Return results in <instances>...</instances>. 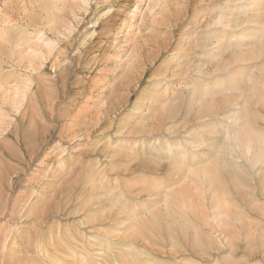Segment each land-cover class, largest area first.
<instances>
[{"label": "rangeland", "instance_id": "rangeland-1", "mask_svg": "<svg viewBox=\"0 0 264 264\" xmlns=\"http://www.w3.org/2000/svg\"><path fill=\"white\" fill-rule=\"evenodd\" d=\"M263 1L0 0V264H264Z\"/></svg>", "mask_w": 264, "mask_h": 264}, {"label": "bare ground", "instance_id": "bare-ground-1", "mask_svg": "<svg viewBox=\"0 0 264 264\" xmlns=\"http://www.w3.org/2000/svg\"><path fill=\"white\" fill-rule=\"evenodd\" d=\"M253 1V0H252ZM262 4V6H264V1L261 3ZM242 5V4H241ZM240 6V5H239ZM247 7H249V6H247V5H245L244 6V8H247ZM255 4L254 5H252V8L250 9L251 10V12H252V14H253V11H255ZM252 17H254V16H252ZM252 17H246V18H244L243 20H227V21H225L226 22V26H228L229 28H230V31H228V32H224L223 33V37L226 35V36H229V37H231V38H233V37H243V36H245V35H238V32L236 31V28L237 27H239L240 26V24H241V22L243 23V24H248L247 22H253L251 19H252ZM255 20V19H254ZM221 21V20H220ZM220 21H218V22H220ZM220 23H222V22H220ZM220 23H218V24H220ZM228 23V24H227ZM225 24V23H224ZM240 29V28H239ZM249 30V29H248ZM251 31V30H250ZM251 32H253V31H251ZM255 32V31H254ZM253 32V33H254ZM247 36V35H246ZM247 37H254V35H252V33H250V35L249 36H247ZM221 39H222V37H221ZM228 39V38H227ZM223 40V39H222ZM223 42H224V40H223ZM236 43H238L237 42V40H235V41H233V42H231V44H232V46L234 45H236ZM223 44V43H222ZM259 52V51H258ZM263 53V52H262ZM218 54V53H217ZM231 55L232 56H234L233 58H237V56L238 55H236V52L234 51V53L232 52L231 53ZM218 69V68H217ZM243 127H245V126H243ZM249 128V127H248ZM244 130L245 129H243V133H242V135H238V134H235V136H232V138H231V140H233V142L235 141L237 144H239V143H241L242 144V146L244 145V148H245V150H246V153H252V156H253V158H257V160H259L261 157H262V154H261V149H260V147H259V145H263L264 146V137L263 136H260L259 138H254L253 136H251V135H249V134H246V133H244ZM253 131V130H252ZM229 140V139H228ZM227 146V145H226ZM228 147V146H227ZM256 147H259V150H255V148ZM178 154V153H177ZM220 160V159H219ZM216 162V161H215ZM214 162V163H215ZM220 162H222V160L220 161ZM211 171V170H210ZM208 174V173H207ZM263 181V180H262ZM119 196H121L122 197V195H119ZM118 198V197H117ZM117 198H116V196H114V198H112V197H110V199L108 198V200H109V202H110V205H114L116 202H118L119 200H117ZM166 202V201H165ZM165 202H163L164 204H165ZM122 205H123V203H122ZM119 206H120V203H119ZM154 206V205H153ZM168 206V205H167ZM112 207V206H111ZM123 207H124V205H123ZM122 207V208H123ZM120 211H121V209H119ZM135 214V213H134ZM135 216H136V214H135ZM131 219V218H130ZM133 226V225H132ZM134 235V234H133ZM107 252V251H106ZM132 253H134V252H132ZM136 255V254H135ZM113 258V257H112ZM113 260V262H115L116 261V258L114 259H112Z\"/></svg>", "mask_w": 264, "mask_h": 264}]
</instances>
